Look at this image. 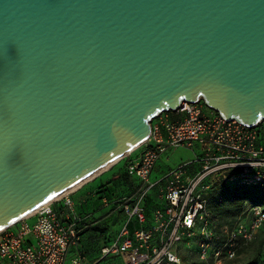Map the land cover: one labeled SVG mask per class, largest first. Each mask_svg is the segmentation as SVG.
<instances>
[{"label":"water","instance_id":"obj_1","mask_svg":"<svg viewBox=\"0 0 264 264\" xmlns=\"http://www.w3.org/2000/svg\"><path fill=\"white\" fill-rule=\"evenodd\" d=\"M200 100L264 121V0H0V230Z\"/></svg>","mask_w":264,"mask_h":264},{"label":"built area","instance_id":"obj_2","mask_svg":"<svg viewBox=\"0 0 264 264\" xmlns=\"http://www.w3.org/2000/svg\"><path fill=\"white\" fill-rule=\"evenodd\" d=\"M202 101H182L177 109L158 114L149 138L128 154L142 148L138 160H132L139 188L132 198L121 199L126 218L117 236L102 247V257L124 255L127 264H182V248L196 240L202 261L228 264L237 256L240 241H253L264 228L261 205L253 207L248 218L221 226L208 205L218 180L264 186L261 122L250 126L227 120L211 108L206 110ZM195 145L200 147L196 162L201 169L191 174L194 162H185L151 181L164 151ZM160 183L165 184L160 194L163 205L147 215L146 197ZM77 189L1 229L0 264H86L79 254L69 256L89 217L77 211L73 198ZM57 203L61 208L55 207ZM32 217L36 222L30 225L27 220Z\"/></svg>","mask_w":264,"mask_h":264},{"label":"rangeland","instance_id":"obj_3","mask_svg":"<svg viewBox=\"0 0 264 264\" xmlns=\"http://www.w3.org/2000/svg\"><path fill=\"white\" fill-rule=\"evenodd\" d=\"M202 102L207 108L206 110H211L210 108H208L204 101ZM170 116H172V113H170ZM157 120L158 118L156 119V117L151 119L150 125H154ZM260 127H264V121L260 123ZM141 151L142 148H139L137 151L134 152L133 157L132 155H125L121 157L120 159L109 165V167H107L105 170L95 175V177L87 180L82 185H88L96 179H99L100 177L103 178L105 181L109 179V200L111 199L110 195L112 191L114 193L120 191L123 195L125 194L132 198L135 195L137 189L139 188L138 186H136L135 183H133L131 179L133 173L132 165L134 161L138 160ZM200 154V147L198 145H195L194 148H190L187 146H179L178 148L167 149L161 154V158L159 159L156 168L151 176V181H159L168 170L176 168L180 164L185 162H194V164H192V166L190 167V171L191 174L196 173L199 169H201L200 164L196 162ZM101 182V179L98 180L96 182V186L99 185ZM163 184L164 183L157 184L156 187L151 189L149 192L147 204H149L151 211L155 206H158L159 202L162 201L160 198V194L165 192V189L163 190ZM82 185L79 188H81ZM224 185H228V187L231 188L223 189L222 187ZM245 192L246 194H244ZM245 195L259 196L262 199L261 204L264 205L263 187L259 188L258 186L241 185L233 183L227 184L225 181L218 180L209 196V209L218 213L222 221H231L226 224H230L235 219L240 217L248 218L250 216V211L246 212L245 214H242V212L250 208L252 203L248 198H245ZM73 198L76 199L75 197ZM117 204H119V202ZM85 206L88 210H93L96 208L95 215L97 217H101L108 213L109 215H107L106 218H102V221L98 223L93 229L91 228V232L90 229L87 231L88 233L86 232L87 239L84 241H87V243L91 244H86L85 246L81 247L80 256L82 257L87 256L96 250H100L103 244L115 238L126 218V214L122 205L118 207L119 209H115L114 211L110 204L109 206L102 207L101 203H98L96 205L94 202H89V205ZM80 209L83 210L81 206ZM239 209H241V211ZM27 221L30 225H33L36 222V217L29 218ZM218 223L221 226L220 219H218ZM82 239L84 238L82 237ZM196 243L197 241L194 240L192 242L191 247L186 246L182 248V264H210L209 262H205L200 259L197 251L198 246ZM90 246H92L93 248H91ZM211 249L212 248H210V250ZM74 250L75 249L72 248L69 256L74 253ZM262 255H264V228L260 232H258L253 242L240 241L237 256L234 259L230 260L228 264H262ZM112 256L113 255H111L110 257L112 258ZM111 258L102 260L101 262H99V264H112ZM96 259L97 258L92 259V261H95Z\"/></svg>","mask_w":264,"mask_h":264},{"label":"crops","instance_id":"obj_4","mask_svg":"<svg viewBox=\"0 0 264 264\" xmlns=\"http://www.w3.org/2000/svg\"><path fill=\"white\" fill-rule=\"evenodd\" d=\"M134 156V153L132 154V157ZM192 166V165H191ZM190 171V169H189ZM191 172V171H190ZM132 177L135 179V182L136 183H139V181L137 180V178L133 175L132 173ZM101 179V183L99 185L96 186V182L98 180ZM156 187V186H155ZM154 187V188H155ZM164 187H165V184H163V190H164ZM79 188V187H78ZM162 190V191H163ZM109 179L108 180H104L103 178H99V179H96L95 181H93L92 183L88 184V185H82L81 188L77 189L76 192L73 194V197H75L76 200L75 203L77 205V211L79 213H82V214H89L90 215V220H91V224H90V227L93 229L98 223H100L102 221V218H106L108 214H105L101 217H97L95 215L96 213V208L93 209V210H88L86 208L85 205H89V202H94L96 205L98 203H101L102 207L104 206H109V204L112 206V209L113 211L115 209H119L118 207L120 205H122L121 202V199L127 195H123L120 191H117V193H114L112 191L111 195H110V200H109ZM118 194V195H117ZM117 196V197H116ZM78 201V202H77ZM119 202V204H117ZM78 203V204H77ZM80 206L83 208V210L80 209ZM55 207L57 209L61 208V204L60 203H57L55 205ZM148 208H150V206H147ZM156 208V206L154 207ZM153 208V209H154ZM151 209V208H150ZM137 226V223L135 221H133V224H132V227H136ZM91 228H90V232H91ZM95 232V231H94ZM88 233V232H87ZM87 233L84 234L83 238L82 239V246H85L86 244L90 245L91 243H87V241H84L86 240V236H87ZM114 239V238H113ZM105 244L102 245V247L104 246ZM91 248H93L92 246H90ZM101 247V249H102ZM101 249L100 250H96L94 252H92L91 254L87 255V256H84L83 260L86 264H99V262H101L102 260H105V259H108V258H111L110 256L107 257V258H102L101 256ZM97 258L95 261H92V259H95ZM111 261H112V264H127L126 263V260H125V256L124 255H113L112 258H111ZM109 264V263H107Z\"/></svg>","mask_w":264,"mask_h":264},{"label":"trees","instance_id":"obj_5","mask_svg":"<svg viewBox=\"0 0 264 264\" xmlns=\"http://www.w3.org/2000/svg\"><path fill=\"white\" fill-rule=\"evenodd\" d=\"M263 128V130H264V127H262ZM191 167V166H190ZM190 169V168H189ZM131 179H132V181H133V183H135L136 184V186H138L139 187V183H136L135 182V179L131 176ZM227 183V182H226ZM138 184V185H137ZM227 184H229V183H227ZM233 184H241V185H247V184H243V183H233ZM251 186H258L259 188H261V187H263L264 188V186H262V185H251ZM223 189H226V188H231V187H228V185H224L223 187H222ZM214 189V188H213ZM212 192V191H211ZM244 194H246V192L244 193ZM128 196V195H127ZM148 196H149V194L147 195V197H146V200H145V206H146V208H147V215H150V213H151V209L150 208H148L147 206H149V204H147V199H148ZM209 196H210V194H209ZM209 196H208V199H209ZM245 198H248L249 200H250V202L252 203L251 204V206H250V208H248V209H246L245 211H243L242 212V214H245L246 212H249L253 207H255V206H257V205H261V206H263L264 207V205L263 204H261V202H262V199L259 197V196H256V195H252V196H250V195H245ZM162 200V199H161ZM163 205V201H161V202H159L158 203V206H156V208L157 207H161ZM240 211H241V209H239ZM212 211V210H211ZM212 212H214L215 213V215L220 219V221H221V225L222 224H226V223H229V222H231V221H226V220H223L222 221V219H221V217H220V215L218 214V213H216L215 211H212ZM241 214V215H242ZM81 215H89V214H82L81 213ZM236 220V219H235ZM234 220V221H235ZM90 224H91V220H90V215H89V217L87 218V220H86V222L85 223H83V225H85V228H84V230H83V232H82V236H81V240H80V242H79V244H78V246H75V247H72V248H74L75 250H74V253L73 254H79V255H81V247H82V237L84 236V234L91 228L90 227ZM113 240V239H112ZM112 240H110V241H108V242H106L105 243V245H107V244H109ZM254 241V240H253ZM252 241V242H253ZM72 248H71V250H72ZM71 250H70V252H71ZM80 250V251H79ZM72 254V255H73ZM103 259L104 258H107V257H102ZM262 260H263V263L262 264H264V255H262Z\"/></svg>","mask_w":264,"mask_h":264},{"label":"bare ground","instance_id":"obj_6","mask_svg":"<svg viewBox=\"0 0 264 264\" xmlns=\"http://www.w3.org/2000/svg\"><path fill=\"white\" fill-rule=\"evenodd\" d=\"M128 153H129V152H128ZM128 153H127V154H128ZM127 154H125V155H127ZM125 155H123V156H125ZM123 156H121V157H123ZM121 157L115 159L114 161H112L111 163H109V164L106 165L105 167L101 168V169L98 170L97 172L91 174V175L88 176L87 178H85V179L81 180L80 182H78L77 184L71 186L70 188H68L67 190L63 191L62 193H60V194L57 195L56 197L50 199L49 201L45 202L44 204L40 205L39 207H37V208L33 209L32 211L28 212L27 214H25V215L22 216L21 218H23V217H27V216L31 215L32 213H34L35 211H37L41 206L46 205V204H50V203H52L54 200H56V199H58L60 196H62L63 194H65V193H67V192H69V191H72V190H74V189L80 187V186H81L83 183H85L87 180H89V179L95 177V175H97V174H99L100 172H102L103 170H105L107 167H109V165H111L112 163H114L115 161H117L118 159H120Z\"/></svg>","mask_w":264,"mask_h":264}]
</instances>
